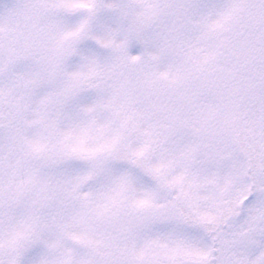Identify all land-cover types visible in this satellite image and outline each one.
Masks as SVG:
<instances>
[{"label":"snow or ice","instance_id":"snow-or-ice-1","mask_svg":"<svg viewBox=\"0 0 264 264\" xmlns=\"http://www.w3.org/2000/svg\"><path fill=\"white\" fill-rule=\"evenodd\" d=\"M0 264H264V0H0Z\"/></svg>","mask_w":264,"mask_h":264}]
</instances>
